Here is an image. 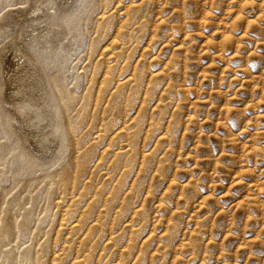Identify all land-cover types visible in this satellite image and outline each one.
I'll return each mask as SVG.
<instances>
[{"label":"rangeland","instance_id":"1","mask_svg":"<svg viewBox=\"0 0 264 264\" xmlns=\"http://www.w3.org/2000/svg\"><path fill=\"white\" fill-rule=\"evenodd\" d=\"M36 6L75 20L41 60ZM0 59L66 137L0 180V251L69 264L88 225V264H264V0H0Z\"/></svg>","mask_w":264,"mask_h":264},{"label":"bare ground","instance_id":"2","mask_svg":"<svg viewBox=\"0 0 264 264\" xmlns=\"http://www.w3.org/2000/svg\"><path fill=\"white\" fill-rule=\"evenodd\" d=\"M53 1L54 0H50V3L52 4ZM66 1H68V0H66ZM40 12H42V15L40 14ZM31 13H34L37 15L36 20H33V22L35 23V25H34L35 31L41 30L40 32H37V34L35 35V37L31 41L32 42L31 44H33V50L35 51V55H36L37 59L41 60V58H42L41 55H43V53L41 51H40L41 52L40 54L38 53V50H39L38 45L42 44L43 41H45V39L47 38V36L49 35L50 32H55V28L57 26H59L60 31L65 29V28H70L71 26H73L75 24V20L73 19V17H71V15L67 16L64 12H59V13H56L53 15H51V14L46 15V14H44V9L41 7H38V6L29 9L27 12V15L31 14ZM116 38L118 39V37H116ZM18 47L16 49L14 47V49L12 51V52H14V50H15L14 55L15 56L17 55L19 57L20 56L24 57L25 59L28 60V62L31 63L32 60L29 58V55L23 49L20 50L22 47L19 49H18ZM44 56L46 57L47 55L44 54ZM3 61H4L3 59H0V180L3 177H6L10 172L12 174H14L17 170H20V169H22V170L26 169V168L41 169L42 167H44V165L47 162H44L41 160L39 153L42 152L41 141H43L49 134H51V133L53 134V140L51 141V144L54 147L53 150L56 152V155H58L62 152V148H63L62 144L65 142V139H66L63 124H61L60 121L55 119L56 118V110H55L56 104L54 102L48 103V108L50 110H49L48 114H44V111L39 112L38 109L36 111L33 110L34 107L36 106V103L33 99H30L29 103H24V104H20V105L16 106L11 100H9L5 96L6 74H4V72H3L4 67L2 69V64H4ZM33 63L35 64L36 62L34 61ZM93 75H94L93 76V84H94L95 81L98 80L97 70L94 71ZM100 78H101V76H100ZM108 79L109 78H105V80H108ZM121 86H122V83H117V89H119ZM58 91L61 93L60 89ZM60 97H61V101L66 103L65 98L62 94H60ZM123 108H124V106H123ZM29 110H31V111L29 112ZM25 116H28L29 119H27ZM46 118H50V123L47 126L49 128L48 131H44L45 128L42 127V125H41V123ZM31 121H35V122L30 123ZM76 144H77V142H76ZM117 148H115V149H117ZM14 167H16V169H14ZM111 172H112V170H111ZM80 174H81V172H80ZM58 187H60V186H58ZM64 206L65 205H63V207ZM63 207H61V208H63ZM20 209H23V207H21ZM95 210H97V209H95ZM61 215H63V214H61ZM96 215L97 214H95V216ZM77 222H80V220H75L74 222L72 221V223H73L72 227L76 228V226H78ZM24 225H25L24 223L19 225L17 223V221H15L14 226H13V229L15 232V236H14L15 239L14 240H11V239L8 240L7 244H9L12 241H16L15 246H18V243L21 241V236H24V233L26 232ZM91 229H92L91 226L88 227V225H87V228L84 230L85 233L83 232L84 235L80 234V235H83V237H81V239L79 238L80 244H79L78 248H81V252L79 255H76V256H74L75 255L74 254L73 255L74 257H73L72 261L69 262V264H88L90 262V260H91L90 259V253H91L90 248L91 247H88L87 244L85 243L87 240V239H85V237L90 233ZM0 233H1L2 239H4L5 241L7 239H9L10 228L8 227V225H5V227H3L1 229ZM110 238L112 239L113 236ZM107 239H109V237ZM7 244H5V245H7ZM60 245H62V242ZM67 248H68V246L67 247L64 246L63 250H66ZM97 253H99V252H97ZM53 254H54V252H52L51 255H53ZM0 259L2 260V262L0 264H32L34 261V255L30 252V249H28V248L24 249L23 251L17 250L15 252H13L12 250H8L5 253L0 251ZM38 259H40V258H38ZM56 261H58V259L52 258L50 263L51 264H57ZM66 264H67V262H66ZM93 264H99V262L93 263ZM109 264H118V263L112 262Z\"/></svg>","mask_w":264,"mask_h":264}]
</instances>
